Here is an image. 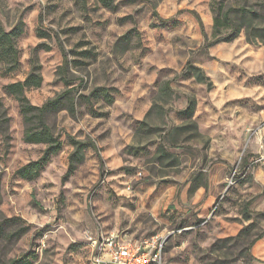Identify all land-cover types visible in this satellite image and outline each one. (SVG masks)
Here are the masks:
<instances>
[{
	"label": "clouds",
	"instance_id": "obj_1",
	"mask_svg": "<svg viewBox=\"0 0 264 264\" xmlns=\"http://www.w3.org/2000/svg\"><path fill=\"white\" fill-rule=\"evenodd\" d=\"M0 264H264V0H0Z\"/></svg>",
	"mask_w": 264,
	"mask_h": 264
}]
</instances>
